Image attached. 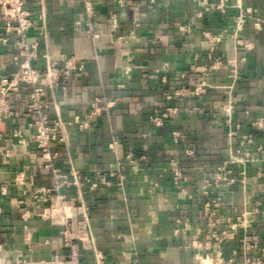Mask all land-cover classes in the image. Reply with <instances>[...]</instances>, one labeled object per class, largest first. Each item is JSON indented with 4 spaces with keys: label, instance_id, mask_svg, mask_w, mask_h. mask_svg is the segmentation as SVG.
<instances>
[{
    "label": "crops",
    "instance_id": "0c3cea01",
    "mask_svg": "<svg viewBox=\"0 0 264 264\" xmlns=\"http://www.w3.org/2000/svg\"><path fill=\"white\" fill-rule=\"evenodd\" d=\"M26 1L35 19L29 41L40 44L41 56L36 63L45 66L42 54L49 53L57 58L59 53H66L83 65V71L73 75L65 89L49 94V114L52 117L59 114L68 120L96 98L116 101L109 113L100 116L94 129L85 132L67 130L68 144L55 147L57 163L65 171L72 166L86 173L95 168H107L115 159L108 143L114 136H119L121 155L129 149L135 153L152 154L155 167L168 165V158L175 156L187 173L193 172L195 178H199L204 173L203 164L212 170L227 157L228 126L224 112L228 106L229 88L226 86L232 83L234 124H240L243 132L255 135V146L264 142V133L253 127L254 120L264 117V0H242L244 5L256 9L254 15L263 23L262 28L257 29L254 19H249L240 34L246 41L254 42L255 47L244 54L246 60L238 62L242 77L237 82H233L226 70L205 75L195 72V67L208 61L204 30L231 34L239 14L236 5L240 0H226L229 7L225 14L211 10L202 17L196 16L195 0H124V6L117 0H89L94 6L90 25L85 21L88 17L87 0ZM42 12L45 13L44 19L40 17ZM77 22H81L80 25H76ZM182 24H190L192 30L181 31L179 26ZM15 53L13 40L6 44L0 42V76L15 70ZM216 56L224 60L235 58L234 41L228 39L221 43ZM184 74H187L186 78ZM164 77L168 82L163 81ZM202 78L220 87L208 88L207 94L200 97L174 96L176 88L184 83L194 87ZM27 94L28 89L23 88L14 95L16 116L10 121H1L5 133L21 126L27 131L26 136H31L27 127L30 116L22 105ZM214 101H219L218 107L222 108L212 111ZM196 102L207 113L192 110V104ZM171 104L180 105L182 112L173 122L155 128L150 116L156 109ZM212 117L219 118L222 125L210 126L208 121ZM172 123L184 127L190 134L196 162L182 159L184 148L171 142ZM254 153L259 160L248 166L252 184L250 192L254 194L253 201L260 199L264 206V179L257 177V171L264 170V152L254 150ZM44 161L33 142L27 145L12 141L0 143V186L5 184L9 188L8 195L0 196V205L4 208L0 223V246L3 247L0 255L3 257L12 258L16 247L25 246V230L14 204L21 198L22 190L13 183L15 172L25 170L35 184L50 186V171L42 165ZM147 173L150 179L160 181L159 188L151 190L145 179ZM68 192L74 193L75 190ZM191 192L192 199L185 197L174 186L172 174L157 169L129 173L125 191L104 186L86 194L92 227L99 247L106 254V263L200 264L197 250L190 246L191 237L186 241L173 231L175 218L188 213L192 218L191 234L197 233L202 242L210 239L202 216L203 198L197 192ZM224 194L229 209H233L230 206L234 204L238 211L242 210L243 193L239 183ZM254 218L259 227H256L257 223L253 224L251 228L256 235L251 238L264 240V229L260 227L263 216L257 214ZM30 226L33 230V259L65 255L59 226L37 219L32 220ZM242 236L240 231L235 242L223 244L222 255L234 259L228 264H238L242 260L239 250ZM213 245L211 251L202 250L208 258L205 259L207 264H217L215 260L219 259L218 243ZM85 264H95L92 254L86 257Z\"/></svg>",
    "mask_w": 264,
    "mask_h": 264
},
{
    "label": "built area",
    "instance_id": "2783aa9c",
    "mask_svg": "<svg viewBox=\"0 0 264 264\" xmlns=\"http://www.w3.org/2000/svg\"><path fill=\"white\" fill-rule=\"evenodd\" d=\"M124 6V0H117ZM197 4L196 16L202 17L206 12L219 10L226 13L229 5L226 0H195ZM239 14L235 18V28L231 34L224 35L211 30H204V42L207 46V62L199 63L195 72L205 75L215 70H226L228 76L237 82L242 76L238 70V62L246 60L244 55L247 51L253 50L254 42L246 41L240 34L244 30L249 19H254V27L262 28L263 20L255 17L256 9L251 5H244L240 0L237 5ZM87 13V24L90 25L91 17L94 15L93 3L85 2ZM44 19L45 13L40 14ZM77 22L76 25H80ZM35 25V19L31 8L26 0H0V42L8 43L13 40L16 49L14 56L15 70L9 75L0 76V143L13 142L23 145L33 142L37 149L44 156V168L50 171V186L35 184L31 174L25 170L15 172L13 183L21 186V198L14 202L25 230L24 247L14 249V257L6 258L0 255V264H85L86 257L92 254L95 264H107L106 254L99 247L98 238L91 223V208L87 203L86 194L93 193L100 187H118L125 191L129 171L138 172L141 170L169 171L172 174L174 186L179 189L185 197L192 199V192H197L202 198V216L208 228L210 239L202 242L196 235H190L191 245L199 247L206 246L207 249L214 246V242L221 243L235 242L240 231L243 232V258L245 263L260 264L264 259V245L256 240H250L253 224L259 223L255 215L263 216L264 229V206L260 199L253 201L254 194L248 191L251 179L248 175V166L253 161H258L254 150L264 152V142L255 146V135L251 132H243L240 124H234L232 120L234 84L226 86L228 89V106L224 112L227 119L228 130L226 132L227 157L218 163L211 171H207L198 181L193 180L182 165L178 163L175 156L167 160L168 165L155 167L154 156L149 153H135L127 151L120 154L121 139L114 136L108 143V147L115 155L114 161L107 168H95L93 172H83L71 167L67 172L58 163V151L56 146L68 144L67 130L75 129L85 132L94 129L100 116L109 113L116 105L115 100L94 99L80 113L65 120L59 114L52 117L48 108L50 106L49 94L59 89H65L73 75L83 71V65L78 64L76 59L66 53H59L54 58L49 53L42 54L44 67L36 62L40 59V44L38 41L30 42L29 33ZM183 32H190V24L179 26ZM95 36V34H93ZM232 39L236 45L237 56L224 60L216 56L217 49L224 41ZM187 74H184L186 78ZM163 81L168 82L164 77ZM220 87L207 79H200L194 87L183 84L174 90V96L193 97L207 94L208 88ZM23 88L28 89V94L22 100L26 113L30 116L27 122L31 136H26L27 131L21 126H15L9 133L1 129L2 120H12L16 116L13 97ZM219 101H214L212 111L221 109ZM180 105H167L164 108L156 109L150 116V122L155 128H160L173 122L182 112ZM192 110L200 113H207V110L197 102L192 104ZM173 124V123H172ZM210 126H220L222 121L219 118H209ZM174 125V126H173ZM171 125L170 139L176 146H184V156L188 160L196 162V150L191 146V136L182 126ZM253 127L258 132L264 133V117L253 121ZM9 150H7V154ZM206 167V166H205ZM257 177L264 179V170L257 172ZM145 179L149 182L151 190L160 187L159 180L149 178L148 173ZM236 183H239L243 193V208L238 211L236 205L229 209L226 203L224 192L230 190ZM74 189V193L68 190ZM229 192V191H228ZM231 192V191H230ZM9 193L7 185L0 186V196ZM253 202V203H252ZM238 211L235 217H226L221 212ZM222 216H221V215ZM4 216V208L0 205V223ZM226 217V218H225ZM48 221L52 225L59 226L62 238V246L66 250L65 255L56 256L53 259H33V230L30 222L32 220ZM250 227V228H249ZM192 228V218L188 213L175 218L173 231L176 236L186 237L187 232ZM186 238H189L187 236ZM189 240V239H188ZM193 240V241H192ZM187 241V239H186ZM194 242V243H193ZM45 243H48L46 241ZM193 243V244H192ZM203 243V244H202ZM187 246L188 243H187ZM0 251L3 247L0 246ZM253 256L252 254H256ZM222 254V253H220Z\"/></svg>",
    "mask_w": 264,
    "mask_h": 264
},
{
    "label": "rangeland",
    "instance_id": "374dc122",
    "mask_svg": "<svg viewBox=\"0 0 264 264\" xmlns=\"http://www.w3.org/2000/svg\"><path fill=\"white\" fill-rule=\"evenodd\" d=\"M175 125H177V124H175ZM174 126V125H173ZM177 126H180V125H177ZM181 147H184V146H181ZM227 149V148H226ZM128 151H130V149L128 150ZM132 151V150H131ZM186 158V156H182V159H185ZM184 166V165H183ZM203 166V170H204V173L203 174H201V176L199 177V178H195L196 177V175L193 173V172H189V174L192 176V178H193V180H199L200 178H202L205 174H207V171H211V170H209V168L208 167H205L206 166V164H203L202 165ZM186 167V166H185ZM260 170H262V169H259L258 171H260ZM257 171V172H258ZM129 173H132L131 171H129ZM249 187H248V191H249V193L251 194V188H252V184H251V182H250V185H248ZM240 187H242L241 185H240ZM183 193V192H182ZM192 197H194L193 196V192H192ZM243 201H244V199H243ZM224 216L226 215V217H235L236 216V214H237V212H234L233 210L232 211H222L221 212ZM234 213V214H233ZM221 215V214H220ZM181 216V215H180ZM222 216V215H221ZM225 217V218H226ZM256 224V223H255ZM256 227H259V226H256ZM250 228V227H249ZM191 230H192V228H191ZM191 230H189L188 232H187V235H186V237L187 236H190V235H197L198 236V234L197 233H195V234H191ZM254 230V229H253ZM209 231V230H208ZM254 232L255 231H253L252 232V234H249V239L250 240H256L258 243H260V244H262V245H264V240L262 239V238H258V239H252L251 237L253 236V235H256V233L254 234ZM175 234V233H174ZM176 235V234H175ZM184 240H186L187 238L186 237H183V235L181 236ZM187 241H188V239H187ZM193 241V240H192ZM194 243V242H193ZM192 243V244H193ZM231 243H233V242H231ZM223 244H225V243H221V245H219L218 244V250H217V252H218V258L221 260V261H223L222 263L223 264H228V263H231V262H233V258H231V259H226L222 254H220V253H223V249H222V246H223ZM183 245V244H182ZM187 245V244H186ZM185 246V245H184ZM183 246V247H184ZM193 248H195L196 250H197V253H196V255H198L199 256V263L200 264H207L206 263V260L205 259H208L207 258V256H205V255H203L202 254V250H205V249H207L206 248V246H204V245H201V246H199V247H194V246H192ZM243 247V244L241 243V246L239 247V250H240V252L242 253V257H243V252H244V249L242 248ZM211 249H212V247L211 248H209L208 250H210L211 251ZM236 249H238V248H236ZM253 256H257V253L256 254H252ZM215 260L216 261V263L217 264H220L219 263V261L220 260ZM238 264H246L245 263V259L244 258H242V260H240L239 262H238ZM249 264H252V263H249ZM260 264H264V259L262 260V262L260 263Z\"/></svg>",
    "mask_w": 264,
    "mask_h": 264
},
{
    "label": "trees",
    "instance_id": "16d2710c",
    "mask_svg": "<svg viewBox=\"0 0 264 264\" xmlns=\"http://www.w3.org/2000/svg\"><path fill=\"white\" fill-rule=\"evenodd\" d=\"M218 160H219V159H218ZM187 161H188L189 163L193 162L192 160H188V159H187ZM209 161H210V160H209ZM211 163H212V162H211ZM213 164H214V163H212V165H213Z\"/></svg>",
    "mask_w": 264,
    "mask_h": 264
}]
</instances>
